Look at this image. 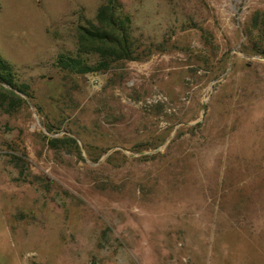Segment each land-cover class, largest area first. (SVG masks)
<instances>
[{
	"label": "rangeland",
	"instance_id": "obj_1",
	"mask_svg": "<svg viewBox=\"0 0 264 264\" xmlns=\"http://www.w3.org/2000/svg\"><path fill=\"white\" fill-rule=\"evenodd\" d=\"M102 1L0 0V264H264V0H119L135 57L59 67Z\"/></svg>",
	"mask_w": 264,
	"mask_h": 264
},
{
	"label": "trees",
	"instance_id": "obj_2",
	"mask_svg": "<svg viewBox=\"0 0 264 264\" xmlns=\"http://www.w3.org/2000/svg\"><path fill=\"white\" fill-rule=\"evenodd\" d=\"M129 27L130 18L123 11L120 1L103 0L95 10L93 21L78 25L76 31L77 51L97 54L96 64L89 65L69 55H58L56 64L75 72H87L104 68L117 59H133L135 51ZM14 90L30 96L28 85L14 81L10 64L0 57V107L5 111H12L21 101V97Z\"/></svg>",
	"mask_w": 264,
	"mask_h": 264
},
{
	"label": "crops",
	"instance_id": "obj_3",
	"mask_svg": "<svg viewBox=\"0 0 264 264\" xmlns=\"http://www.w3.org/2000/svg\"><path fill=\"white\" fill-rule=\"evenodd\" d=\"M103 264H129V263L120 262V261H113V262H107V263H103Z\"/></svg>",
	"mask_w": 264,
	"mask_h": 264
}]
</instances>
